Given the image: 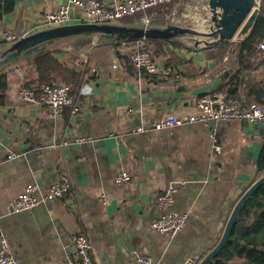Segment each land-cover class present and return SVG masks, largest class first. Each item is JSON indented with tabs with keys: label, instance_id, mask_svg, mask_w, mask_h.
<instances>
[{
	"label": "crops",
	"instance_id": "obj_1",
	"mask_svg": "<svg viewBox=\"0 0 264 264\" xmlns=\"http://www.w3.org/2000/svg\"><path fill=\"white\" fill-rule=\"evenodd\" d=\"M63 2L16 0L14 9L0 16V55L11 46L2 37L5 30L20 36L36 33L44 16ZM72 13L71 24L81 23L80 12ZM229 44L179 50L181 58L169 67L171 77L152 83L116 56L114 40H57L56 55L83 73L82 87L88 92L78 98V112L67 110L58 119L20 95L24 84L37 78L34 55L23 54L4 66L8 89L0 108V160L12 153L20 157L0 164V234L19 264H79L73 238L81 233L92 246L94 264H137L136 252L160 264H184L213 250L233 196L264 175L258 168L264 134L247 132L244 122L215 124L216 143L210 138L212 126L202 123L134 131L168 117L196 114L197 98L219 90L230 95L235 89L232 96L245 106H264V54L238 68L231 54H216ZM81 138L85 141L77 143ZM61 142L68 145L55 147ZM123 173L130 179L117 183ZM64 179L73 184L70 193L9 214L11 201L26 186L44 192ZM172 185L177 192L171 210L188 215L176 236L151 228L161 216L157 198Z\"/></svg>",
	"mask_w": 264,
	"mask_h": 264
},
{
	"label": "built area",
	"instance_id": "obj_2",
	"mask_svg": "<svg viewBox=\"0 0 264 264\" xmlns=\"http://www.w3.org/2000/svg\"><path fill=\"white\" fill-rule=\"evenodd\" d=\"M176 0H111L110 3H104L100 0H64L61 6L54 12L47 13L41 24L40 30L55 26H64L72 23L73 10L80 12L82 18L81 23H118L120 20L133 16L138 13L146 12L149 9L159 5L169 4ZM260 0H258L259 2ZM145 23H151L150 20L143 19ZM25 36V35H23ZM12 30L3 32V39L6 42H14L23 37ZM114 44L123 54L128 55L133 67L142 74H159L164 72L166 75L169 70L164 69L162 63L155 59L150 51H147L145 40H137L135 45L137 50L131 51V44L128 40H115ZM260 48L264 50V42ZM88 92L81 87L77 96L72 95V88L65 84L53 82L51 85L43 87V93L37 99L34 93L26 87L20 90L21 97L28 103L44 106L49 117L53 119L61 118L67 110L76 113L80 110L78 98L81 95H87ZM198 112L193 115H185L182 117H168L164 120L154 123L152 126H142L138 128L136 133L150 132L153 130H162L176 126H183L194 123H202L211 125V140L216 143L215 124L220 122H263L264 123V106H245L237 100H233L229 95L219 90L217 92L200 96L196 100ZM81 138L76 140L77 143L84 142ZM71 144V143H70ZM68 145V142L56 143L55 147ZM215 152L221 151L220 146L215 145ZM19 154L12 153L5 160H0V164L4 161H15L19 158ZM130 179L129 173H123L117 176L116 182L123 183ZM73 184L70 180L64 179L51 184L46 191L39 192L37 185L30 184L26 186L24 192L9 205V214H18L23 211L32 210L42 204L49 203L55 199L62 198L70 193ZM177 188L172 185L167 191L157 198V207L161 212V216L151 224V228L163 235L176 236L181 233L187 225L188 215L175 213L171 210L175 203V194ZM105 202L104 196L101 198ZM75 250V260L79 264H94L92 259V246L85 234H77L73 238ZM137 264H160L155 261L149 254L136 252ZM204 255L195 254L188 258L184 264H200L204 259ZM0 264H19V259L15 256L7 239L0 234Z\"/></svg>",
	"mask_w": 264,
	"mask_h": 264
},
{
	"label": "trees",
	"instance_id": "obj_3",
	"mask_svg": "<svg viewBox=\"0 0 264 264\" xmlns=\"http://www.w3.org/2000/svg\"><path fill=\"white\" fill-rule=\"evenodd\" d=\"M16 0H3L0 4V16L2 13L11 12L15 7ZM178 0L164 5H159L149 9L146 12L138 13L126 17L122 23H141L144 18L151 23L161 24L163 16L172 12L177 6ZM260 13L251 34L242 42H232L225 51H218L216 54H231L234 63L238 68H243L249 64L250 59L255 54H264L260 48L264 42V0L259 1ZM153 13L159 16V19L153 21L150 17ZM131 44L132 52L137 50L136 40H128ZM48 42L39 45L31 50L26 51V55H34V63L37 71V78L26 84L24 87L31 90L35 97L39 99L43 93V87L51 85L53 82L65 84L72 88V95L77 96L84 82L83 73L79 70L70 68L66 63L61 61L53 49V43ZM116 56L126 64H131L128 55H123L114 44ZM144 48L150 51L153 57L162 62L164 69L172 67L175 61L180 59L179 50H189L192 48L176 40H145ZM204 50H209L204 48ZM214 54V53H211ZM129 60V61H128ZM132 65V64H131ZM133 67V65H132ZM170 73L164 72L159 74H149L142 72L144 78L152 83L163 82V79H169ZM138 72V71H137ZM139 73V72H138ZM162 77L163 79H159ZM8 89V76L4 66L0 67V108L5 105L6 93ZM235 89L229 97L237 100L234 95ZM204 96V95H203ZM259 171L264 174V149L258 160ZM209 264H264V184L258 188L252 197L246 202L240 211L239 218L234 225L231 235L218 253V255Z\"/></svg>",
	"mask_w": 264,
	"mask_h": 264
},
{
	"label": "water",
	"instance_id": "obj_4",
	"mask_svg": "<svg viewBox=\"0 0 264 264\" xmlns=\"http://www.w3.org/2000/svg\"><path fill=\"white\" fill-rule=\"evenodd\" d=\"M258 0H207L210 20L194 21L192 26L154 23H76L42 29L12 42L0 55V67L18 59L26 51L39 45L77 36H96L107 40H176L185 42L189 36H211L216 39L196 48L213 47L218 44L242 42L252 32L260 13ZM202 25L209 30L196 28ZM246 131L264 134L263 122H245ZM264 184V175L255 182H247L229 202V217L223 218V234L218 244L200 264H209L227 243L240 211L254 192Z\"/></svg>",
	"mask_w": 264,
	"mask_h": 264
},
{
	"label": "rangeland",
	"instance_id": "obj_5",
	"mask_svg": "<svg viewBox=\"0 0 264 264\" xmlns=\"http://www.w3.org/2000/svg\"><path fill=\"white\" fill-rule=\"evenodd\" d=\"M194 4L196 8H194ZM207 8H208L207 0H178L176 8L169 14H166V16L165 15L163 16L164 20L162 21L161 24L179 25V26L189 25L191 27L192 22L194 21L204 22V21L210 20V16L208 15L209 10H207ZM159 16L160 15L153 13L152 15L148 17H150L153 21L157 22V19H159ZM205 26L206 25H202L196 28H203L204 30H209V27L208 26L205 27ZM195 39H200V37L189 36L185 38L184 39L185 42H182V43H184L187 46L193 47L196 42Z\"/></svg>",
	"mask_w": 264,
	"mask_h": 264
},
{
	"label": "bare ground",
	"instance_id": "obj_6",
	"mask_svg": "<svg viewBox=\"0 0 264 264\" xmlns=\"http://www.w3.org/2000/svg\"><path fill=\"white\" fill-rule=\"evenodd\" d=\"M203 37H206L208 39L210 38L212 40L216 39V37H211V36H203ZM206 42H208L207 39H205V40H196L195 44L198 43L199 45H204Z\"/></svg>",
	"mask_w": 264,
	"mask_h": 264
}]
</instances>
